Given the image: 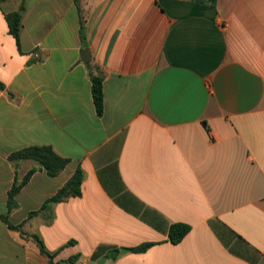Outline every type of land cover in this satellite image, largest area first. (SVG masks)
<instances>
[{
    "label": "crops",
    "instance_id": "crops-1",
    "mask_svg": "<svg viewBox=\"0 0 264 264\" xmlns=\"http://www.w3.org/2000/svg\"><path fill=\"white\" fill-rule=\"evenodd\" d=\"M0 83V264H264V0H0ZM44 145L57 176L9 158Z\"/></svg>",
    "mask_w": 264,
    "mask_h": 264
},
{
    "label": "trees",
    "instance_id": "trees-1",
    "mask_svg": "<svg viewBox=\"0 0 264 264\" xmlns=\"http://www.w3.org/2000/svg\"><path fill=\"white\" fill-rule=\"evenodd\" d=\"M214 2L215 0H211ZM22 9L18 12L11 13L7 16L11 32L16 37L17 41L19 42L20 39V31L22 26ZM103 84L102 79L100 77H93V98L94 102L97 108V111L99 114L103 112V90H102ZM0 88H4V85L0 83ZM9 158L11 160H19V159H33L38 161L47 171V174L50 176H57L67 165L69 162L68 159L61 157L58 155L54 149L51 146H29L22 149H19L13 153L10 154ZM36 172V169H31L26 176H24L22 179H15V182L11 189L8 192V201H7V208L8 213L13 211L15 208H17V195L21 191L24 185H26L33 174ZM84 179V172L81 168H78L76 172L73 174V176L67 181V183L62 186L56 194L48 199L42 209L48 208L51 204L59 203L62 201H65L71 197H78L82 195L81 186ZM38 214V211L31 212L29 217H32L34 215ZM0 219L7 223L12 229L21 230V227L23 224L20 225H14L12 224L8 219V214L1 215ZM190 231V226L183 224V223H175L171 225L170 231H169V238L172 243H179L185 235ZM31 237L33 240L36 241L38 246L40 247L41 253L46 256L49 260L50 264H65V263H74L77 260V256H73L68 260H62L58 262H54V258L56 256L55 253L49 252L43 240L38 235H27ZM73 243V241H70L69 244ZM151 246H153V243H144L138 247H134L131 249L132 252L140 253L147 251ZM117 252H119L118 249H116Z\"/></svg>",
    "mask_w": 264,
    "mask_h": 264
},
{
    "label": "water",
    "instance_id": "water-1",
    "mask_svg": "<svg viewBox=\"0 0 264 264\" xmlns=\"http://www.w3.org/2000/svg\"><path fill=\"white\" fill-rule=\"evenodd\" d=\"M197 1H201V0H197ZM121 252L122 253H128V252H130V249L123 248V249H121Z\"/></svg>",
    "mask_w": 264,
    "mask_h": 264
}]
</instances>
